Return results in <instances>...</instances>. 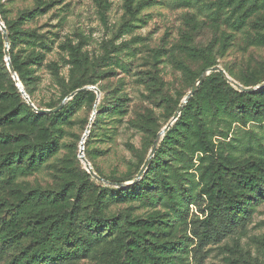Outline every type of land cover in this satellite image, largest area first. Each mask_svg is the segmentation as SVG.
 <instances>
[{
	"label": "rangeland",
	"instance_id": "obj_1",
	"mask_svg": "<svg viewBox=\"0 0 264 264\" xmlns=\"http://www.w3.org/2000/svg\"><path fill=\"white\" fill-rule=\"evenodd\" d=\"M0 5L9 24L30 16L23 29L36 41L16 60L32 103H64L56 117L30 115L2 69L4 43L1 170L5 156L20 159L0 176V264H26L51 230L64 231L65 264H264L263 89L242 92L207 72L139 181L117 186L135 180L206 70L220 67L243 88L264 83V0ZM87 87L98 97L85 90L65 101ZM89 124L83 156L104 182L79 160ZM40 146L49 149L38 160Z\"/></svg>",
	"mask_w": 264,
	"mask_h": 264
},
{
	"label": "trees",
	"instance_id": "obj_2",
	"mask_svg": "<svg viewBox=\"0 0 264 264\" xmlns=\"http://www.w3.org/2000/svg\"><path fill=\"white\" fill-rule=\"evenodd\" d=\"M1 7L2 6L0 5V9H1L0 10V17H1L2 21H3V23H4L5 30H6V33H7V39H8V42H9L10 64H11L14 72L17 74L18 79L21 82V85L23 86V89H24L26 95L30 98V100L32 102V99L30 97V93L27 90L28 88H27L26 80H25L24 76L22 75V71L20 70V68H18L17 60H16L17 59V55L21 51H24V49H18V48L22 47L23 45H30V43H33L34 41H36V37H35L34 33L26 31V30L23 29L24 23H26L29 20L30 16H21V17L18 18V20L15 23L9 24L6 21V18L3 16L4 15V11L2 10ZM234 8L237 9L236 7H234ZM248 9H250V8H248ZM254 11H255V9L246 10L244 12L242 20L250 17L251 16L250 13H253ZM2 12H3V14H2ZM237 24L239 25V22H237ZM3 47H4V40L2 38V34H1V31H0V63L2 62V58L4 56ZM2 69L4 71H6V75H8V79H9L10 83L12 84V86L14 87V91H15L16 96L18 97V100L20 101L21 105L26 108V110L30 113V115L34 114V115H36L35 116L36 118H39V117L52 118V117H56L57 116L56 115L57 112L56 113H50V114H38V113L34 112L33 109L25 102V100L23 99V97L19 93V90L15 86L14 81L9 78V76H10L9 75V71L4 66L3 63H2ZM214 74L220 80H223L218 72H216ZM204 82L205 81H203L202 85L204 84ZM263 90H264V88H263ZM83 92L84 91L79 92L77 94H81ZM256 92H258V91H256ZM48 149H49L48 146H40V147H38L37 151L35 152L37 159L38 160L41 159L43 154L46 153L48 151ZM15 159L19 160L20 159V155L19 154H14L13 157H11V158H9L8 156H5V158L3 159V163H4V166H6V167L3 168V170H1V168H0V176L2 175L3 172L6 171L7 166L11 163V160H15ZM89 176H90V174H89ZM129 187H132V185L129 186ZM107 190L109 192H111V193H119L120 192L121 194H125L127 192L126 189H121V188H111V187H109ZM63 232L59 233V231L51 230L48 234H46V237L43 238L39 242L38 248H36V250H34L32 252V254L30 255L29 259L26 261V264H65V260H67L69 258V254L60 253V250H59V247H58V241H59V239L62 238L61 236H63V234H62ZM66 237H68V236H65V239H67ZM64 241H66V240H64ZM91 243H92L91 241L83 242L82 244H80L78 246V249L76 251H80L82 256L85 255L86 253H88L90 251Z\"/></svg>",
	"mask_w": 264,
	"mask_h": 264
},
{
	"label": "water",
	"instance_id": "obj_3",
	"mask_svg": "<svg viewBox=\"0 0 264 264\" xmlns=\"http://www.w3.org/2000/svg\"><path fill=\"white\" fill-rule=\"evenodd\" d=\"M0 31L2 33V38L4 40L5 43V53H7V46H8V39H7V33L5 30L4 25L2 24L1 21V17H0ZM6 65H7V69L10 72L11 76H12V80L15 82V86L17 87V89L19 90V93L21 94V96L23 97V99L25 100V102L33 109L34 112L38 113V114H50V113H56L59 110H61L63 108L64 103L60 104L58 107L54 108V109H37L34 104L31 102L30 98L26 95L23 86L21 85V83L19 82L16 73L14 72L9 59L6 58ZM207 72H218L220 74V76L228 83H230L231 85H233L235 88H237L238 90L242 91V92H255V91H259L261 89L264 88V83L261 86H258L256 88H243L242 86H240L238 83H236L235 81L231 80L223 71V69H221L220 67H212L208 70H206L200 77L199 79L196 81V83L192 86L190 92L187 94V96L184 98V100L182 101L181 105L178 107L176 113L174 114V116L172 117V119L170 120V122L167 124V126L156 136L153 145H152V149L148 155L147 160L145 161V163L143 164L141 170L139 171V173L137 174L135 180L133 182H130L128 184H118L117 186L119 187H128L131 185L136 184L139 179L142 177L145 169L147 168L149 162L151 161L156 148H157V143L159 141L160 136L166 132L170 126L178 119L179 114L181 112V110L183 109L184 105L188 102V100L194 95V93L196 92V90L198 89V87L203 83L204 79H205V75ZM85 90H94L96 93V96L98 97V91L93 88V87H87V88H81L78 89L76 91H74L73 93H71L66 99L69 100L71 97H73L75 94L85 91ZM97 101L94 105V110L92 113V117L90 118V121H92L94 115H95V107H96ZM89 129H90V124L88 125V127L86 128L83 137L79 143L80 145V151H79V160L83 163L85 170L88 172V174H90L93 178H95L98 181H102L104 182L101 178H99L91 169L89 163L85 160L84 156H83V150H84V143H85V138L87 137L88 133H89Z\"/></svg>",
	"mask_w": 264,
	"mask_h": 264
}]
</instances>
